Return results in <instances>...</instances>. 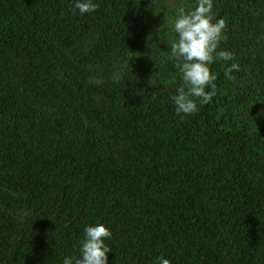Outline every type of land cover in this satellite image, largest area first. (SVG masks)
<instances>
[{
  "label": "trees",
  "instance_id": "trees-1",
  "mask_svg": "<svg viewBox=\"0 0 264 264\" xmlns=\"http://www.w3.org/2000/svg\"><path fill=\"white\" fill-rule=\"evenodd\" d=\"M93 2L0 0V264L78 258L98 223L108 264H264V0H213L235 58L190 116L171 43L197 0Z\"/></svg>",
  "mask_w": 264,
  "mask_h": 264
},
{
  "label": "clouds",
  "instance_id": "clouds-1",
  "mask_svg": "<svg viewBox=\"0 0 264 264\" xmlns=\"http://www.w3.org/2000/svg\"><path fill=\"white\" fill-rule=\"evenodd\" d=\"M213 0H197L191 10L180 8L174 21V31L177 39L171 43V56L175 58V68L182 76V81L172 102L178 116H190L199 111L200 105L208 104L216 95V75L210 65L214 60L232 61L234 53L221 49L222 40L227 37L225 19H215ZM74 8L81 15L95 12L99 8L93 0H74ZM239 69L237 63L228 68ZM158 81L155 76L149 80V85L155 87ZM210 89V90H206ZM112 232L104 223L86 226L84 239L80 246L78 258L65 257L63 264H108V253L111 248L106 239ZM153 264H170L163 255L155 258Z\"/></svg>",
  "mask_w": 264,
  "mask_h": 264
}]
</instances>
